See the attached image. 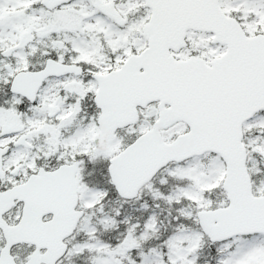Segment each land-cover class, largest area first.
<instances>
[{
  "label": "snow or ice",
  "instance_id": "snow-or-ice-1",
  "mask_svg": "<svg viewBox=\"0 0 264 264\" xmlns=\"http://www.w3.org/2000/svg\"><path fill=\"white\" fill-rule=\"evenodd\" d=\"M0 264H264V0H0Z\"/></svg>",
  "mask_w": 264,
  "mask_h": 264
}]
</instances>
